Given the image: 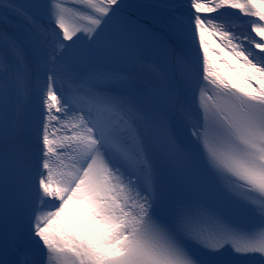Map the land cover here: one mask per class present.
I'll list each match as a JSON object with an SVG mask.
<instances>
[{
	"label": "snow or ice",
	"instance_id": "snow-or-ice-1",
	"mask_svg": "<svg viewBox=\"0 0 264 264\" xmlns=\"http://www.w3.org/2000/svg\"><path fill=\"white\" fill-rule=\"evenodd\" d=\"M72 3L0 0V264H264V0Z\"/></svg>",
	"mask_w": 264,
	"mask_h": 264
},
{
	"label": "bare ground",
	"instance_id": "bare-ground-1",
	"mask_svg": "<svg viewBox=\"0 0 264 264\" xmlns=\"http://www.w3.org/2000/svg\"><path fill=\"white\" fill-rule=\"evenodd\" d=\"M13 22L14 23H19V21L16 20V18H13ZM243 30H246V28L243 29ZM221 47H224V46L221 45ZM229 51H230L229 49H225V52L224 53H217V55L218 56L219 55H225ZM233 57H234V53L231 54L230 56H226L225 58L228 59L230 62L235 63V61L233 60ZM223 63L224 62L222 60H218L217 61V66H222ZM243 63H244L243 61H240V64H243ZM221 70H222L223 73H227V75L231 78V81H234V82L239 83L241 85H244L245 84L244 77L238 75L236 70H234V69H228V68H223V67L221 68Z\"/></svg>",
	"mask_w": 264,
	"mask_h": 264
}]
</instances>
